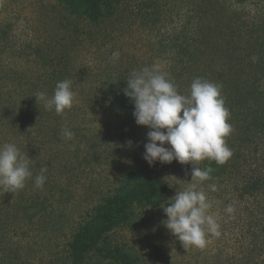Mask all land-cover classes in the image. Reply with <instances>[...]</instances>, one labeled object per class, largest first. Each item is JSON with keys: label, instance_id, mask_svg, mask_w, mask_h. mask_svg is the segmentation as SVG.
Masks as SVG:
<instances>
[{"label": "trees", "instance_id": "trees-1", "mask_svg": "<svg viewBox=\"0 0 264 264\" xmlns=\"http://www.w3.org/2000/svg\"><path fill=\"white\" fill-rule=\"evenodd\" d=\"M108 2L54 0L58 15L48 25L51 30L36 40H23L14 23L0 18V135L20 141L17 146L30 157L33 172L23 189L11 193L0 187V193L9 196L5 200L0 195V264H41L36 255L43 252H48L49 264H93L104 237L128 224L136 210L160 206L174 197L172 183L160 174L130 166L116 192L103 198L93 216L68 235L64 213L77 204L78 190L71 181L80 176L66 173L68 163L64 164L66 174L56 175L32 154L31 140L43 135L45 129L44 122H34L40 114L55 126L54 135H61L67 126L97 147H109V155L115 141L111 138L124 134L123 126L118 127L110 115L137 124L134 105L123 89L129 74L144 68L140 60L135 58L114 69L109 65L95 68L77 57L82 46L93 42L96 26L112 17ZM236 5H248L256 12L258 30L237 18L232 10ZM144 6L156 22L165 15L156 0ZM165 6L172 32L163 36L158 59L166 62L165 73L180 94H190L194 78L206 77L196 72V65L203 59L202 53L219 50L215 37L226 47L225 59L220 61L225 69L205 80L222 86L230 112L228 122L233 126L225 139L233 155L222 165L214 160L199 161V167L213 171L210 179L198 182L210 199L223 203L222 210L229 205L234 208L231 214L224 212L235 232L232 240L238 252L229 264H264V0H166ZM212 27L218 28L216 33ZM235 38L238 43L232 42ZM65 79L72 81L75 93L70 109L58 115L54 109L38 105L37 92L51 97L56 84ZM42 166L47 168L43 173L47 179L36 188L35 176L41 174ZM212 184L217 191H211ZM103 259L108 264H135L120 248L107 250Z\"/></svg>", "mask_w": 264, "mask_h": 264}, {"label": "rangeland", "instance_id": "rangeland-1", "mask_svg": "<svg viewBox=\"0 0 264 264\" xmlns=\"http://www.w3.org/2000/svg\"><path fill=\"white\" fill-rule=\"evenodd\" d=\"M150 1L152 0H109L107 8L112 17L96 26L94 29L96 37L93 42L89 45L86 43L77 54L79 61L95 68L109 65L116 69L119 65L138 58L141 66L151 67L156 64L162 72H165L168 67L165 61L158 59L161 57L158 49L163 36L172 32V25L165 17L168 15L166 0H156L157 5L162 9L160 12L165 14L158 22L154 21V16L150 19L147 15L151 10L144 4ZM232 10L237 14L238 19L241 17L242 21L258 30L257 14L250 6L236 5ZM172 12L176 17L175 4L172 5ZM57 15L54 0H0V18L14 23L16 34L23 40H36L46 35V32L51 30V27H48L49 23ZM217 29L211 28L215 33ZM215 40L219 42V50L202 53L203 59L196 65V72L206 76L203 79L211 77L214 73L220 74L225 69V65L220 61L225 59L226 47H223L224 44L222 45L219 38L215 37ZM232 42L238 43L239 39L235 38ZM232 42L229 40V43L233 44ZM115 51L120 52L119 60L110 62V57ZM90 117L91 120L95 119L91 115ZM46 118L41 114L35 117L34 122H44L45 129L43 135L35 136V141L31 140L32 154H36L40 165L46 162L50 169L52 167L56 175L64 173L66 170L64 164L68 163L70 166L66 173L80 176L70 182L77 188L78 198L75 199L77 204L69 206V210L64 213L67 215L68 235L93 216L94 209L103 203V198L116 192L123 182L125 168L130 166L160 174L163 179L172 183L174 196L177 191L185 190L191 183L196 184L197 190L201 189L198 180L191 181L193 164H181L174 160L170 164L157 161L150 166L145 161L143 154L144 144L148 142L147 126L133 124L123 117L118 119L110 115V120L117 122L118 127L123 126L121 130L124 134L119 138H111L115 141L109 155V147H97L81 134H74L72 140H66L59 134L54 135L53 129L56 128L52 127ZM6 142L18 145L20 141L12 137L4 139L0 135V144ZM0 195L4 196L5 200L9 197L7 193ZM206 195L208 197L207 193ZM208 199L212 202L210 214L216 218L220 226V235L208 234L204 248L190 246L185 249L161 223L167 217L160 205L144 211L136 210L128 224L116 227L104 237L99 250L93 256L92 263L108 264L109 261L103 259L106 251L120 248L133 257L135 264H229L230 259L237 257L238 254L232 240L235 232L227 224L225 209H221L223 203L218 202V199L212 200L209 197ZM171 202L172 200L163 204L167 205ZM61 208L66 209L63 206ZM101 252L104 255H100ZM47 255L48 252H43L36 257L40 259L41 264H49Z\"/></svg>", "mask_w": 264, "mask_h": 264}, {"label": "clouds", "instance_id": "clouds-1", "mask_svg": "<svg viewBox=\"0 0 264 264\" xmlns=\"http://www.w3.org/2000/svg\"><path fill=\"white\" fill-rule=\"evenodd\" d=\"M119 57V51L113 52L110 62L119 60ZM126 81L123 93L134 105L135 121L149 129L143 158L150 166L157 161L191 163L194 165L191 181L202 182L211 178L213 169L201 168L197 162L214 160L222 165L231 158L233 152L225 138L231 134L233 126L228 122L230 112L225 106L221 85L197 77L191 82L190 94L183 95L156 64L132 71ZM34 97L38 105L42 103L47 110L54 109L61 115L75 101L72 81H59L51 97L45 92H37ZM61 135L66 140L74 137L67 126L62 128ZM30 165V157L15 143L0 144V187L11 193L23 189L26 181L33 177ZM46 171L47 168L42 166L41 174L35 176L36 188L44 185L47 177L43 173ZM209 188L218 190L215 184ZM212 206L205 191L202 188L197 190L196 184L191 183L185 190L177 191L171 203L161 204L167 217L161 223L185 249L190 246L204 248L208 234L220 235V226L210 214ZM225 211L231 214L234 208L229 205Z\"/></svg>", "mask_w": 264, "mask_h": 264}]
</instances>
